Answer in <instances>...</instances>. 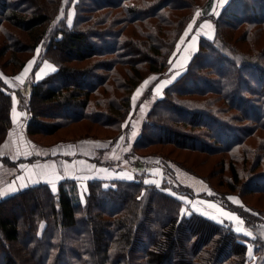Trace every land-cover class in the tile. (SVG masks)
<instances>
[{"label":"trees","instance_id":"1","mask_svg":"<svg viewBox=\"0 0 264 264\" xmlns=\"http://www.w3.org/2000/svg\"><path fill=\"white\" fill-rule=\"evenodd\" d=\"M210 7L213 0H0L3 55L11 52L7 61L0 60L2 73L16 76L38 47L41 62L57 67L31 84L27 135L56 133L63 125L88 120L115 133L105 137L111 139L109 148L123 134L128 138L135 89L150 73L170 68L177 42L199 10L198 19H210L215 30L211 38L201 35L186 71L154 102L131 150L116 163L102 159L109 148L88 158L116 171L124 169L116 167L124 160L133 180L91 179L83 198L78 181L65 178L56 191L39 183L0 199V264H264L260 237L250 240L198 212L183 215V202L164 191L197 196L190 185L165 180L175 179L174 164L213 189L208 178L166 154L140 152L167 143L227 151L230 160L220 165L231 171L225 177L231 192L213 189V199L254 233L264 224V209L246 198L264 194V134L259 132L264 130V0H230L218 16ZM15 28L27 33L24 44ZM22 50L30 53L26 59L19 56ZM81 61L87 64H76ZM12 63L16 72L7 70ZM120 67L132 73L130 80ZM6 87L0 74V146L14 127V100ZM46 103L57 109L41 114L38 109ZM84 138L104 137L79 139ZM250 138H258V145ZM145 156L159 159L165 176L160 186L146 183L152 163ZM228 194L238 195L239 203ZM17 204L28 206L26 217L8 210ZM248 241L256 249L249 251Z\"/></svg>","mask_w":264,"mask_h":264},{"label":"rangeland","instance_id":"2","mask_svg":"<svg viewBox=\"0 0 264 264\" xmlns=\"http://www.w3.org/2000/svg\"><path fill=\"white\" fill-rule=\"evenodd\" d=\"M215 2V5H214ZM253 7H257V3H254L253 1L251 2ZM226 6V0H223V3H221V0H213V7L209 8V13H212L213 15L219 13L224 9V7ZM72 8V7H71ZM71 13H69L70 16V20L72 21L73 15H74V10L70 9ZM186 9L182 10V12L186 13ZM198 12H201V10H199ZM65 14V12L61 13V16H63ZM202 22L198 25L195 26L194 29H196V31L191 34V37H195L194 40H197L198 35H206L207 34V30L203 29V26L205 25L203 21L205 20H201ZM203 24V25H202ZM15 32H17V34L19 35V38H21V43L24 44L25 41L27 40V33L25 31L22 30H18L15 28ZM197 32L199 34H197ZM26 39V40H25ZM6 41L5 37L3 35H0V60L1 61H7L8 58L11 57V52H4L3 55V44ZM193 41V40H192ZM29 43V41H27ZM105 48V47H104ZM177 49H175V51L172 54L171 57V64L173 66L172 71L169 72L167 74H162L160 75L154 82H156L155 86L158 84L160 85L162 82L164 81H172L174 78H177V76H180L181 74H183L185 70L181 69V66L185 65L186 62L181 61L180 57L177 59L176 56L178 55L177 53ZM43 51V48L38 47V49L34 52L35 54L33 55V57L28 61L27 65H29V62H33L31 64V66L29 67L28 72L23 76V83H21V81L19 80H15L14 78L17 76H20L22 73H24V69L19 72L16 76L14 77H8L6 76L4 73H2V71L0 70V74L2 75V77L4 78L7 87L5 88L6 92L11 93L13 100H14V112L16 110H18V114H19V120L17 122V125H20L21 121L25 122L23 125L26 126L27 122H28V113L26 112L25 109V104L27 103L30 93H31V84L33 82H37L41 79H43L45 76H47L48 74L54 72L57 70V68L54 71H45V67L44 69L40 70V68L42 67L44 62H47L48 64L53 65L52 63L48 62L47 60L41 62V53ZM188 51H186L187 53ZM19 56H22L24 59H26L30 53L27 52V50H22V53H19ZM39 63V66L36 68L37 63ZM76 64H80L81 66H85L87 64V61H81L79 63ZM55 66V65H53ZM56 67V66H55ZM171 67V66H170ZM18 69V66L16 64H9L7 66V70L9 72H16V70ZM139 69V68H138ZM121 72L123 73V75L125 76V80H130V75H132V73H129L128 68L126 67H120ZM141 73H145V71L140 69ZM171 73V74H170ZM130 74V75H129ZM165 78V79H164ZM162 79V80H161ZM145 83H143L140 87H139V91L141 90V88L144 86ZM162 88V87H161ZM160 88V89H161ZM138 90L136 91L137 93ZM123 91L118 92L119 95H122ZM147 98H150V95L146 96ZM148 105L147 104H142L140 106V110L145 111L146 113L148 112L147 110ZM56 104H44L42 105L38 110L41 114L44 113H49L52 112L53 110H56ZM243 109H245L243 107ZM246 110V109H245ZM143 112L138 111V113L134 114L132 116V124L130 126V133L128 135L123 134L122 138L120 139L119 142H117L114 146H112L111 148H109V150L106 152V154H104L102 156L103 160H109L111 162H119V159H122L124 156L125 152H128L131 150L132 148V142L135 138H131L130 134L132 132L133 129V125H135V123L138 121H141L142 119V114ZM145 113V115H146ZM145 117V116H144ZM14 122V121H13ZM81 122V123H80ZM206 121H203V123ZM79 125H78V124ZM85 124V125H84ZM127 124V123H126ZM84 125V126H83ZM15 126V124H14ZM220 126V124H213V127L215 130L218 129V127ZM16 127V126H15ZM261 134H264V130H260L259 131ZM23 133H25L26 135V140L29 141L28 144H31V149L33 148V150L31 151V153H29L30 151L28 150V154L23 155L21 153V156L23 155L22 159V164L25 166V162H27L29 164V167H24V177L26 178L27 181H31V176L32 174L30 172H32L34 174V177H36L38 175V173H35L34 171H38V170H34L33 166L37 165L39 162H42L43 158L46 159V162H55L57 165L60 164V161L68 164L69 166L75 164L76 159H74L75 157H81V155L87 156L86 154L89 152L90 155L93 154L94 148L95 146L98 144L97 142H109V141H102V140H96L97 138H87L84 140H81L79 138L81 137H85V136H97V137H111L113 135H115V133L113 131L107 130L103 127H101L98 124L95 123H90L88 120H82V121H74L71 124H67V125H63L56 133H49V132H43L42 134H33V135H27L26 130H23ZM79 139V140H77ZM126 139H128L130 142L125 143ZM62 140H74V141H70V142H64ZM258 138H250L249 142L253 145V146H257L258 145ZM89 145L91 148H87L84 149L83 153H78L80 148H83L85 146ZM111 145V144H110ZM5 147V145H4ZM29 147V146H28ZM97 151H94L93 156H95L97 154ZM140 152L142 153H150V152H160L163 154H166L168 156H170L171 158L175 159L176 161L182 163L183 165L187 166L188 168L194 170L195 172H197L198 174L206 177L209 179V181L212 183V185L214 186L213 189H218L221 192H231L229 191L228 187H227V182H226V175H230L231 171L229 169V167L227 168H222L223 166L220 165V162L223 161V159L225 158L226 160H230L229 154L227 151H215V152H211V153H206L203 151H197V150H193V149H189V148H185L182 146H179L177 144H172V143H167V144H154L152 146H148L147 148H145L144 150H140ZM10 153V152H7ZM11 157V159L13 160L14 154L10 153V155H8ZM30 157V158H28ZM15 158V157H14ZM49 158V159H47ZM80 158H78L77 160H79ZM145 160L150 161L152 163V165H150V169H149V175L146 178V181L152 180L155 181V183H147V184H153L156 186H160L163 179L165 178L163 170H162V166L159 165L158 160L156 161L155 158L150 157V156H145L144 157ZM81 160V159H80ZM15 161V160H14ZM91 161V160H90ZM78 162V161H77ZM155 163V164H153ZM247 164H245L246 166L249 167V161L246 162ZM75 166V165H74ZM78 166V170H76V173L78 174V178H79V187H80V191H81V195L84 198L85 197V190H87L86 188V183L88 180V175L84 172H87L89 170H87V165L84 164L82 166V164L79 162V164L77 163ZM117 166H121L124 167V169H132V167H130L128 165V162L124 161L120 164H117ZM105 168H108L106 166H104ZM173 167L175 168V179H172L170 177H166L165 180H168L169 182H173L174 185L179 186L180 183H183L185 185H190V188L193 189L194 193H196L197 196H193V194H190L188 196L187 195H183L181 193L175 192L170 188H165L164 191H166L167 193L177 197L178 199H180L182 202H184V206L182 207V211L181 213L183 215H187L192 212H198L204 216H207L211 219L214 220H222L227 218V216L222 215L219 211H217L216 209H212L209 208V204H215L217 205L219 208H222L225 212H231L230 210L224 208L220 202L216 201L215 196H214V190L211 189L208 184L191 175L188 173L183 172L180 168H178V166L176 164L173 165ZM29 168V169H28ZM76 168V166H75ZM130 169V170H131ZM80 171H83L82 173ZM183 175H181V174ZM29 175V176H28ZM64 175H66L65 171L61 173H57V176L59 178H57V176H52L53 178L51 179V181H58L60 179H62L64 177ZM35 179V178H34ZM41 179H44V177L39 178L37 177L35 179V181H39ZM111 180V179H108ZM241 182V181H240ZM28 184L32 183L31 182H27ZM41 183H45L44 181H41ZM39 184V183H38ZM48 184V183H46ZM36 185V184H35ZM49 185V184H48ZM110 185V184H107ZM50 186V185H49ZM51 187V186H50ZM84 188V189H83ZM189 193H192L190 190L188 191ZM220 197H222V193H220L219 195ZM226 196V195H225ZM227 197H234L236 198L235 201H240L239 200V196L236 194H228ZM247 201L252 204L255 205L259 208H263L264 209V194L263 193H257V194H248L246 195ZM18 201V200H17ZM23 204V203H22ZM8 210L12 213H15L17 216H25V214L27 213L26 210L28 208V206H24L21 204H17V205H9V207H7ZM205 213H208L207 215ZM232 213V212H231ZM234 215L236 217H239L238 215H236L234 213ZM214 217V218H213ZM240 218V217H239ZM229 219V218H228ZM240 220L242 221V219L240 218ZM234 221V220H233ZM224 224L226 225H231L232 227H234L236 230L237 228H243L244 231H238L241 232V234L245 235L244 233L247 232H251L252 235H249V239H254L256 237V235L258 237H260L262 240H264V224L259 227L255 233L250 230L247 229L245 226H241L239 223H237L236 221L234 222H229L227 220L223 221ZM246 230V231H245ZM247 236V235H245ZM250 245V250L256 249V245L254 244V242L250 241L249 242ZM264 257V254H263ZM66 261V259H64Z\"/></svg>","mask_w":264,"mask_h":264},{"label":"crops","instance_id":"3","mask_svg":"<svg viewBox=\"0 0 264 264\" xmlns=\"http://www.w3.org/2000/svg\"><path fill=\"white\" fill-rule=\"evenodd\" d=\"M229 1L230 0H226V5L228 4ZM214 5H215V2H214ZM199 14H200V12H199ZM215 15L218 16L219 13H217ZM194 19H195V24H193ZM201 22L202 21H200L198 19V16L195 14L194 18L189 22V24H193V28L189 31L188 30L189 24H188L186 29L181 34V36L177 42L176 49L178 48V50H177L178 55L176 56V58L180 57L181 61L186 62L185 65L181 66L182 70L187 69L188 63L190 62L192 56L198 50L199 40H200L201 35L200 34L198 35L197 40H193V37L192 38H190V37H191V34H193L196 31V29H194V27L198 26ZM203 22H205L203 29L207 30V35L209 36V38L213 37L215 34L213 22L210 19H206ZM207 25H211V28L207 27ZM186 31L188 32V35H185ZM186 51H188V52L186 53ZM53 65H55V64H53ZM53 65L48 64L47 62H44L42 67L40 68V70L44 69V67H45V71H51L52 72V71H54L52 69L57 68V67H55L56 65L55 66H53ZM172 68H173V66L171 64V67L163 73H157V72L150 73L139 84V86L135 89V91L132 95L133 109L131 110L126 123H129L131 125L132 124L131 123L132 122V120H131L132 116L134 114L138 113V111L143 112V113L141 114L142 115L141 121H139V122L137 121L135 123V125H133V129H132V132L130 134L131 138H136L139 135L142 123L145 120V118H146L148 112L150 111L152 105L154 104V102L158 99H161L164 96L165 88L167 86H169L175 79H177V78H174L170 83L164 84L159 91H156V86L159 84V82L155 86L156 82H154V81L162 74L168 73V75H169V72L172 71ZM177 77H179V76H177ZM150 78H155V79L150 80ZM145 81H150V82L146 86L144 84V86L141 88L139 93H137L136 91L139 89V87L143 83H145ZM148 95H150V98L146 97ZM142 104L148 105V107H147L148 112L147 113H146V110L142 111L139 109ZM18 112H19L18 110H16L14 112V107H13L12 117H13V121H14V124L16 127L15 126L13 127V129L10 131V133H9L8 137L6 138V140L4 141V143L0 146V157H1L0 158V199L5 198V197L23 189V188H26L30 185H35V184L41 183V181L48 183L51 186V188H52V183L54 182L55 183V190L54 191L57 190V186H58L59 182L65 178H72V179H76L78 181L79 178H78V174L76 173V170H78L77 163L79 164V162L82 164V166L84 164H86L88 166L87 170H89V171L84 172L88 175L87 182L91 179H124V180H133L134 179V174H133V171H131V170L123 169V170L116 171V170H113L110 168H105L104 166H98L94 162H92L88 159L89 157H93L94 151H96L97 149L108 148L111 144L110 138H97L96 140L109 141V142L108 143L107 142H97L98 144L95 146L92 155H90L88 152L86 154L87 156H85V158L83 155H81V157H75L74 158V159H76L75 164H73L71 166H69L68 164H65L61 161H60L59 165H57L55 162H46L47 160L43 158L42 162H39L37 165L33 166L34 170H38V171H34L35 173H38V175L36 177H34V174L32 172H30L32 174V176H31L32 183L28 184L27 182H31V181H27L26 178L24 177L25 176L24 175V167H29V164L27 162H25L24 163L25 166H24L22 164L23 161H21L23 158H21V157H23V155H25L28 152V150L30 151L29 153H31L33 148L31 149V144H28L29 141L26 140V136H24L26 134L23 133V130H26V126L23 125L25 122L21 121L20 125H17V122L19 120ZM145 113H146V115H145ZM133 133H135V135H133ZM120 138H122V136ZM84 139H87V138H84ZM84 139H81V140H84ZM4 145H5V147H4ZM87 148H91V147L89 145H87L83 148H80L78 153L84 154L83 151H84V149H87ZM7 152L14 154L15 158L13 157V160H15L17 162L16 164H14V165L9 164L2 158V157L5 158L8 155H10V153H7ZM21 153L23 154L22 156H21ZM28 158H30V157H28ZM78 158H80L81 160L80 159L77 160ZM47 159H49V158H47ZM52 165H55L56 174L59 172L61 173V171L62 172L65 171V173H66V175H64V177L62 179L58 180L57 182L51 181V179L53 178L52 176H54V175L51 176V173L53 172V168L51 167ZM74 165L76 166V168ZM80 172L82 173L83 171H80ZM20 177H23V179H20ZM37 177H39V178L44 177L45 180L41 179L38 182H33V181H35V179ZM129 177H131V178H129ZM21 185H26V186L22 187ZM86 188L88 190L87 183H86ZM13 189H15V190H13ZM87 190H85V193H87ZM235 202L239 203L238 201H235ZM183 204H184V202H183ZM232 213L234 214V212H232ZM188 215L189 214H187V216ZM212 220H214V219H212ZM224 220H227L231 223L234 222L233 220L228 219V217L225 219H222V220H215V221L224 224L223 223ZM240 225L243 227L244 223H242ZM239 233H241V232H239ZM246 233H247V231L244 234L247 235ZM246 237L249 238V235H247ZM249 242L250 241H248L247 243H249Z\"/></svg>","mask_w":264,"mask_h":264},{"label":"snow or ice","instance_id":"4","mask_svg":"<svg viewBox=\"0 0 264 264\" xmlns=\"http://www.w3.org/2000/svg\"><path fill=\"white\" fill-rule=\"evenodd\" d=\"M221 3H223V0H221ZM196 15L199 16V12H197ZM68 23H69V25H70V24H71V20H69ZM193 24H195V19L193 20ZM193 24H189V26H188V30H189V31L193 28ZM207 27L211 28V25H207ZM197 34H199V33L197 32ZM185 35H188V32H187V31H186ZM194 39H195V37H193V40H194ZM32 63H33V62H29V65L26 66L25 69H24V73H22L20 76L15 77L14 79H15V80H19V81H21V83H23V76L28 72L29 67L31 66ZM52 70H55V69H52ZM151 79H155V78H150V80H151ZM149 82H150V81H145V86H146ZM166 83H170V81H164V82H162L160 85H157V86H156V91H159L160 88H161L164 84H166ZM138 92H139V90H138ZM10 135H11V134H10ZM133 135H135V133H133ZM121 139H123V138H121ZM26 154H28V153H26ZM51 167L53 168V172L51 173V175L57 176V174H56V172H55V165H52ZM57 178H59V177L57 176ZM129 178H131V177H129ZM20 179H23V177H20ZM33 182H38V181H33ZM146 183H155V181L149 180V181H146ZM21 186L23 187V186H26V185H21ZM52 188H53V190H55V183H54V182L52 183ZM13 190H15V189H13ZM228 199H229V200H232V201H235V200H236V198H234V197H228ZM209 208L216 209V210L219 211L222 215L227 216L229 219L234 220V221H236V222L239 223V224H242V223H243V221H241V220H240L238 217H236L233 213H231V212H225L222 208H219V207H218L217 205H215V204H209ZM205 214L207 215L208 213H205ZM213 218H214V217H213ZM237 231H244V229H243V228H237ZM246 234H247V235H252L251 232H247Z\"/></svg>","mask_w":264,"mask_h":264},{"label":"bare ground","instance_id":"5","mask_svg":"<svg viewBox=\"0 0 264 264\" xmlns=\"http://www.w3.org/2000/svg\"><path fill=\"white\" fill-rule=\"evenodd\" d=\"M80 123H81V122H80ZM77 124H78V123H77ZM78 125H79V124H78ZM84 125H85V124H84ZM84 125H83V126H84Z\"/></svg>","mask_w":264,"mask_h":264}]
</instances>
